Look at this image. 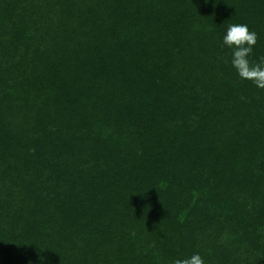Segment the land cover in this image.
Instances as JSON below:
<instances>
[{"label":"trees","instance_id":"obj_1","mask_svg":"<svg viewBox=\"0 0 264 264\" xmlns=\"http://www.w3.org/2000/svg\"><path fill=\"white\" fill-rule=\"evenodd\" d=\"M240 13L264 37V0H0V264H215L202 219L264 264V89L222 42Z\"/></svg>","mask_w":264,"mask_h":264},{"label":"rangeland","instance_id":"obj_2","mask_svg":"<svg viewBox=\"0 0 264 264\" xmlns=\"http://www.w3.org/2000/svg\"><path fill=\"white\" fill-rule=\"evenodd\" d=\"M227 12V11H226ZM230 13V12H228ZM232 14H228L227 18H232ZM243 15H240L237 17L235 16L234 22L236 24H244L243 21ZM264 36V34H263ZM264 37L262 35L258 37L257 44L263 43ZM244 108L247 103H242ZM249 104V103H248ZM249 106V105H248ZM202 105H199L198 108H202ZM200 111H197L196 108L194 110L195 114H199ZM142 142L143 140L140 139ZM257 159H260V161L263 159V154L259 153ZM191 190V189H190ZM188 195V199L190 201H195L196 199H201V192L196 191H187L186 195ZM230 215V214H229ZM227 216V214H225ZM249 220V216L246 218V221ZM226 226H223L222 223H219L217 221H212V223L206 222L204 219L200 220L196 225L197 230L201 232V230H204V233H208L211 238H209V242L206 243V245L209 247V254L217 251L221 252V255H225L223 257V260H215V264H248L249 262L254 261L255 257L257 256L256 247L261 245V241L259 240H249L247 238V232L240 230L235 222H232L231 220H225L223 221ZM183 224V223H182ZM231 226V227H230ZM250 226H246V229H249ZM257 228V227H256ZM259 232V228L257 229V232ZM171 236L173 233H169ZM205 234V235H206ZM256 235H252V237ZM202 238V236H200ZM264 241V239H263ZM152 245H144V249L148 250V248L151 249ZM218 257H221L218 254ZM217 257V258H218ZM213 258V257H212Z\"/></svg>","mask_w":264,"mask_h":264},{"label":"clouds","instance_id":"obj_3","mask_svg":"<svg viewBox=\"0 0 264 264\" xmlns=\"http://www.w3.org/2000/svg\"><path fill=\"white\" fill-rule=\"evenodd\" d=\"M257 33L251 31L246 24H231L223 36V45L232 49L231 64L238 76L251 81L257 88L264 89V56L253 62L249 59L257 44ZM172 264H204L203 258L198 254L190 257L176 259Z\"/></svg>","mask_w":264,"mask_h":264}]
</instances>
